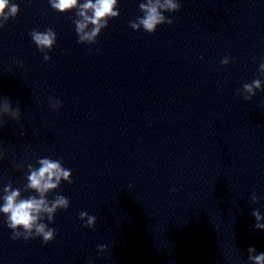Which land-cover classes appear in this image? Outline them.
I'll return each mask as SVG.
<instances>
[{
  "label": "clouds",
  "instance_id": "clouds-1",
  "mask_svg": "<svg viewBox=\"0 0 264 264\" xmlns=\"http://www.w3.org/2000/svg\"><path fill=\"white\" fill-rule=\"evenodd\" d=\"M50 7L63 14L75 11L72 22L75 25L78 44L93 45L97 43L102 30L109 26V21L120 16L118 0H48ZM139 11L143 14L129 21V26L134 31L143 29L146 33H155L158 26L163 24L172 25L173 19L164 13H176L180 11L179 0H142L138 5ZM19 4L11 0H0V29H3L10 19L18 16ZM38 50L43 53L44 61L51 60L48 54L57 41L56 31L48 27L44 31L33 29L28 33ZM234 58L225 56L221 60L222 65H228ZM255 61V57H253ZM18 67H23L22 61H14ZM259 75L264 77V60L259 63ZM264 92V80L253 79L250 83H244L242 88L236 90V95L242 97L244 101H251L256 96L257 91ZM49 107L53 111H59L62 103L54 98L49 99ZM21 119L19 104L13 106L10 98L0 100V127L6 125L7 120L18 122ZM23 135V133H21ZM5 158V152L0 149V161ZM36 167L31 163L26 165V183L23 188H15L11 180L2 188L0 195V213L6 220L7 228L11 230V239L29 241L41 238L44 244L55 239L56 229L49 227L54 222L55 214L58 210H67L70 200L64 195L57 194L53 199H49L50 193L55 192L62 182L72 184V172L63 166L61 160L51 158H40L36 162ZM17 171L23 170L22 165L16 166ZM173 192L178 189L173 188ZM24 192L34 193L23 196ZM260 197L252 194L251 200L257 203ZM251 215L255 218L254 228L264 230V215L259 209H254ZM79 219L84 221L83 227L94 228L96 217L86 211L79 213ZM47 221V222H45ZM98 251L103 253L107 250V245H97ZM248 264H264V252H257L254 246L248 248Z\"/></svg>",
  "mask_w": 264,
  "mask_h": 264
}]
</instances>
